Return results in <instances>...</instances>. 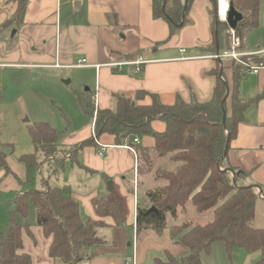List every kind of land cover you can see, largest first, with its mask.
Listing matches in <instances>:
<instances>
[{
    "label": "crops",
    "instance_id": "1",
    "mask_svg": "<svg viewBox=\"0 0 264 264\" xmlns=\"http://www.w3.org/2000/svg\"><path fill=\"white\" fill-rule=\"evenodd\" d=\"M17 7L15 0H0V89L4 88L7 77L3 75L5 69L56 70L64 76L81 70L84 73L78 81L84 91L79 100L82 102L83 99L82 109L88 117L86 104L94 105L96 109L114 110L117 95L136 99L140 90L157 95L164 104H173L178 98L189 102L193 96L200 101L208 100L216 85L214 70L219 68L231 85L233 61L240 62L231 57L212 56L231 49V42L230 48L221 52L211 48L214 0H193L188 14L190 22L172 35L168 23L153 16L152 0H26L20 19L15 21ZM218 18L225 19L220 8ZM241 44L238 50L245 54L242 57L253 59L252 66L260 67L257 72H250L248 68L239 84V95L243 100L259 99L246 112V120L239 124L227 158L239 170L238 183L254 185L264 195V0H261L258 26L249 31ZM181 49L186 51L181 52ZM139 58L150 61L136 72V66L130 62ZM83 59H86V66L76 67ZM118 63L125 64L114 65ZM137 102L150 103L151 98L147 96ZM89 118L90 122L80 129H73L69 120L71 134L60 133L58 152L74 147V153H62L65 162L58 173L47 166L43 157L39 168L30 171L19 159L23 154L35 153L33 142L23 153L12 154L8 144L0 141L9 167L8 172L0 169V195L6 196L1 199L0 207L7 203L4 204L5 217L9 218L16 197L30 190L29 184L34 179L32 173L36 170L41 175L46 174L42 176L43 184L48 179L49 185L65 189L79 202L82 215L91 221L105 241L92 249L94 256L91 259L78 264H96L98 261L102 264H133L129 262L133 256L134 264H153L157 258L165 260L168 253L175 257L186 256L188 249L175 241L171 227L185 223V220L179 221L180 216L185 213L184 207L195 208L191 200L186 206L178 207L176 216L167 213L166 226L160 231L154 228L139 230L136 225L138 203L143 206L142 196L149 200L150 192L167 184L166 180L156 176L157 172L173 170L177 163L169 156H159L151 150L153 163L150 169L147 168L145 160L139 157L138 148L153 147L154 138L149 135L135 137L137 143L132 140L131 144L127 141L116 144L114 136L105 133L98 141L75 148L93 137L94 118ZM152 125L159 132L165 129V123L159 119ZM102 146L106 147L101 156ZM108 194L116 199L118 209L125 217L124 225L118 224L112 213L97 211L96 200ZM259 206L264 212V197L256 203L252 225L264 228L259 225L262 224L260 221L257 222ZM206 212H209L206 221L197 224L203 225L213 219V210ZM28 226L34 239L23 230V249L27 235L33 241L34 250H41L44 264L52 263L54 259L48 253L51 238L45 237L43 229L36 223ZM218 242L213 244L212 250ZM259 257L260 252L247 253L242 249L236 255L240 264H255Z\"/></svg>",
    "mask_w": 264,
    "mask_h": 264
},
{
    "label": "trees",
    "instance_id": "2",
    "mask_svg": "<svg viewBox=\"0 0 264 264\" xmlns=\"http://www.w3.org/2000/svg\"><path fill=\"white\" fill-rule=\"evenodd\" d=\"M15 1L18 7L14 20L18 21L26 0ZM152 1L153 16L168 23L171 35L190 22L188 14L193 0L187 3L186 0ZM231 1L243 14L235 29L242 43L249 31L258 26L261 0ZM211 14L214 32L211 48L215 52L227 50L231 42L230 28L226 21L218 18L215 9ZM241 59L242 62L233 61L231 85L219 68L214 70L216 85L211 98L205 101L193 96L189 102L178 98L173 104H164L157 95L140 90L136 99L117 95L114 110L85 106L94 118V135L75 148L94 143L105 133L113 135L116 144L125 141L131 144L135 137L149 135L154 138L153 147L138 148L146 167H152L151 150L177 163L173 170L157 172L156 176L167 184L148 194L151 205L146 207L138 203L136 225L139 230H162L167 223V213L176 216L178 207L185 206L189 200L200 213L213 210V219L206 224L184 223L171 227L175 241L188 249L186 256L175 257L168 253L165 260L157 258L153 264H203L202 256L210 254L218 241L224 243L230 264H235L240 249L247 253L260 252L255 264H264V228L252 225L256 203L261 197L256 186L238 183L239 170L227 158L239 124L246 120V112L259 99L243 100L239 95V84L253 62L245 56ZM147 96L151 98L150 103L137 102ZM157 119L165 123L163 131L153 128V121ZM29 132L35 153L23 154L19 159L30 171L39 168V154H42L45 160L50 159L51 167L58 173L65 162L64 153H57L60 132L43 121L31 124ZM0 169L9 171L6 153L1 148ZM48 181L44 180L43 189L25 191L14 200L7 224L0 226V264H33L32 256L22 251L23 230L33 239L34 235L27 223L17 220V214L28 215L31 203L36 209V225L43 229L45 237L51 238L48 253L52 259L78 264L91 259L92 249L105 243L91 221L82 215L79 202L65 189L49 185ZM151 207H156L157 211H150ZM96 209L99 213H112L118 224H125V217L111 194L98 198Z\"/></svg>",
    "mask_w": 264,
    "mask_h": 264
},
{
    "label": "rangeland",
    "instance_id": "3",
    "mask_svg": "<svg viewBox=\"0 0 264 264\" xmlns=\"http://www.w3.org/2000/svg\"><path fill=\"white\" fill-rule=\"evenodd\" d=\"M83 73L84 71L76 70L72 75L64 76L57 73L56 70L16 71L15 69H5L3 71V75H7V77H5L4 88L0 89V141L8 144L9 152H12V154L23 153L24 150L32 147L29 126L36 121L49 123L61 135L71 134L69 120L72 121L73 129H80L90 122V116L88 117L82 109L84 101L83 99L82 102L79 100L84 88L79 86L78 78ZM66 81L69 82L66 83ZM9 84L12 85L8 86ZM94 115L96 116L95 111ZM66 129L67 133H65ZM72 150H62V153L73 155ZM57 153L62 154L58 150ZM41 157H43L42 154H39V160H41ZM46 163H48L47 166H51L52 162L49 159L46 160ZM32 175L34 179H32L28 189H43L42 176H46V174L41 175L35 170ZM142 197L143 202L141 201V204L146 207L150 206V201L147 198L144 200V196ZM2 198H6V196L0 195V201ZM4 204L7 205V203ZM4 204L0 207V226L7 224L9 219L5 217ZM184 211L185 213L180 216L179 221L185 220V223L193 225L204 223L206 221L205 217L209 214V212L200 213L192 206L189 209L184 207ZM17 220L30 225L35 223V207L31 205L28 215L23 219L18 215ZM259 221L262 223L259 225H264V212L260 206L257 208V222ZM23 252L32 256L33 264L45 263L41 250L39 249L37 252L34 250L33 241L27 235L24 236ZM234 262L240 264L236 257ZM203 263L230 264L224 243L218 242L213 247L211 255H204ZM48 264L65 263L60 259H56ZM96 264H102V262L98 261Z\"/></svg>",
    "mask_w": 264,
    "mask_h": 264
},
{
    "label": "built area",
    "instance_id": "4",
    "mask_svg": "<svg viewBox=\"0 0 264 264\" xmlns=\"http://www.w3.org/2000/svg\"><path fill=\"white\" fill-rule=\"evenodd\" d=\"M218 1L220 3V0H218ZM220 10H221V8H220ZM223 18L226 19V16H223ZM230 34H231V49H230V51H224L222 53H216V54H213L212 56L213 57H217V58L231 57V58H233L235 60H238V61L242 62L241 61V57L243 55H245V54L238 50L240 48V45H241V40H240L239 36H237L235 34V30L230 29ZM180 51L181 52H185L186 50L185 49H181ZM149 61L150 60L139 58V59H137V60H135L133 62H130V63L135 65L136 66L135 71L139 72L140 69H141V65L144 64V63H147ZM123 64H125V63H118V64H114V65L121 66ZM83 66H86V59H83L80 63H78L76 65V67H83ZM259 67L260 66H258V65L257 66H250L249 67V71L250 72H257ZM93 135H94V127H93ZM134 141L137 143L138 142V138H135ZM126 146L133 150V148L131 146H129V145H126ZM104 147H106V146H102V150L99 151V154L101 156L103 155ZM257 192L259 193L260 197H264L262 190L260 188H258V187H257ZM129 262H132L134 264V256H133V258L131 260H129Z\"/></svg>",
    "mask_w": 264,
    "mask_h": 264
},
{
    "label": "water",
    "instance_id": "5",
    "mask_svg": "<svg viewBox=\"0 0 264 264\" xmlns=\"http://www.w3.org/2000/svg\"><path fill=\"white\" fill-rule=\"evenodd\" d=\"M187 3V0H186ZM216 3V14L219 16V8H220V3L218 0L215 1ZM243 19V14L241 12H239L233 5V2L230 0L229 1V8L226 14V22L229 26L230 29L235 30L238 26V23ZM229 94V90L226 93V96L224 98V100L227 98ZM110 185V189H111V182H109ZM150 211H154L156 212L157 209L156 207H151Z\"/></svg>",
    "mask_w": 264,
    "mask_h": 264
},
{
    "label": "bare ground",
    "instance_id": "6",
    "mask_svg": "<svg viewBox=\"0 0 264 264\" xmlns=\"http://www.w3.org/2000/svg\"><path fill=\"white\" fill-rule=\"evenodd\" d=\"M220 8H221L222 16H226L228 8H229V1L228 0H220Z\"/></svg>",
    "mask_w": 264,
    "mask_h": 264
}]
</instances>
